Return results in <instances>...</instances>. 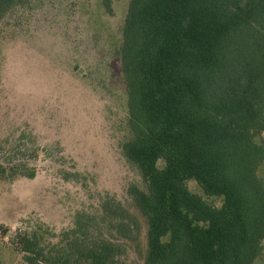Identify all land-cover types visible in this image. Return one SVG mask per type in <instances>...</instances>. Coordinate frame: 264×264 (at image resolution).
<instances>
[{
  "label": "trees",
  "instance_id": "trees-1",
  "mask_svg": "<svg viewBox=\"0 0 264 264\" xmlns=\"http://www.w3.org/2000/svg\"><path fill=\"white\" fill-rule=\"evenodd\" d=\"M28 2L0 0V20ZM118 55L122 150L143 181L129 193L147 223L145 264H252L264 239V148L255 142L264 133V0H129ZM12 163L0 160V180L34 177V167ZM190 179L222 205L191 193ZM114 210L123 237L139 229ZM16 237L27 264H121L112 242L73 236L69 251H54L35 232Z\"/></svg>",
  "mask_w": 264,
  "mask_h": 264
},
{
  "label": "rangeland",
  "instance_id": "rangeland-1",
  "mask_svg": "<svg viewBox=\"0 0 264 264\" xmlns=\"http://www.w3.org/2000/svg\"><path fill=\"white\" fill-rule=\"evenodd\" d=\"M128 4L29 0L0 20V160L35 168L32 178L0 180V264H27L21 232L54 251H69L73 236L112 242L121 264H145L147 223L129 193L143 181L122 150L129 130L118 52ZM255 142L264 148V133ZM257 172L264 182V161ZM185 184L222 205L194 180ZM115 204L138 222L129 237ZM252 264H264V239Z\"/></svg>",
  "mask_w": 264,
  "mask_h": 264
}]
</instances>
